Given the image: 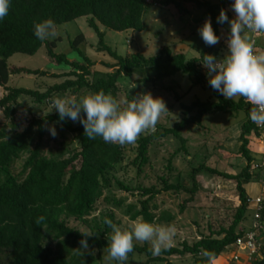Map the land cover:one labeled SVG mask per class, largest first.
<instances>
[{
	"label": "trees",
	"instance_id": "16d2710c",
	"mask_svg": "<svg viewBox=\"0 0 264 264\" xmlns=\"http://www.w3.org/2000/svg\"><path fill=\"white\" fill-rule=\"evenodd\" d=\"M174 3L179 11L188 12L187 3H193L205 8L204 17H211L214 33L218 36L220 24L217 17L220 10L226 8L234 0H222L213 3L210 0H163ZM152 2L150 0H10L8 15L0 20V86H5L7 93L0 99V109L6 116L14 117L21 96H27L35 103L48 104L60 94L71 92L80 93L84 89L90 93L104 91L111 94L117 101L119 79L122 75L131 76L134 72H143L147 67L157 70L156 76H144L143 82L161 79L177 72H184L196 76V83L205 80L206 73L200 69L203 54H214V46H205L200 49L199 57L187 59L184 52L173 53L168 46L162 47L156 55L145 56L142 52L122 55L105 42V31L100 24L114 30H143V15L148 12ZM87 16L89 25L99 36V51L107 52L114 61H101L107 70L92 69L96 60L87 56L79 47L84 40L80 32L70 41L74 50L84 59L71 60L64 52L55 50L56 40L41 41L33 31V21L40 22L52 19L57 25L72 21L78 17ZM46 45L47 53L52 61L70 65L66 73L56 74L45 69H31L27 67H10L8 58L16 52L35 54L42 45ZM28 73L35 75L65 76L60 82L48 86L35 88L8 85L11 74ZM216 99H197L190 104L183 103V114L172 125H159L154 133H146L137 138L135 156L132 159L126 154L127 144L106 143L101 137L94 140L84 136L81 123L74 124L70 119L60 121L57 111L41 116H34L21 130L19 123L11 122V126L0 127V264H98L97 258L89 251L81 248L83 239L80 229L69 225L67 219L74 217L85 222L93 235L88 238L90 248H106V235L112 229L104 223L108 218L119 226L115 219V212L110 210L102 214V218H91L92 212L99 198L105 195L108 201H113L120 208L123 199L113 194L114 185L131 190L133 187L124 183L117 173L129 167H134L137 176L145 171L150 162L149 148L160 138L173 135L181 145L172 154V157L187 147V139L182 131L191 124H201L202 117L209 112L223 111L231 115L244 113L240 139L241 154L247 164L235 174L227 173L217 168L200 163L192 168V177L196 184V176L203 170L237 180L240 203L236 207L234 219L228 227L212 230L209 234L201 233L200 237L189 243L184 240L178 246L172 245L162 250L159 256H153L147 243L141 245L133 241V251L128 259L135 254L146 255L144 264H176L172 255L190 254L193 264H208L201 255L202 251H210L217 259L222 253H227L237 237L246 229H238L250 209L251 196L247 193L245 184L261 180V169L256 170L254 161H258L254 152L249 149L254 136H258V126L249 118L253 105L244 97L238 100L225 99L224 96L213 91ZM51 123L61 125L66 131L74 133L78 146H71L72 141L61 142L59 149L48 154L47 129ZM71 142V143H70ZM70 143V144H69ZM169 167L171 168V160ZM23 158L20 169H15L18 160ZM128 160L127 163H124ZM162 188L156 186L138 187L143 196L138 209L135 204L127 205L125 214L135 220L143 216L145 222L153 223L174 217L169 211H161L159 215L152 212L158 205L153 203L154 198L163 190L179 192L181 190L193 193L194 189H187L179 181L172 182L170 177H161ZM152 202V205H151ZM153 206V207H152ZM264 213V209H263ZM43 216L45 219L38 226L36 219ZM262 218L261 221H263ZM49 241H53L52 245ZM127 259V260H128ZM117 264H127V261ZM255 264H262L263 258L254 260Z\"/></svg>",
	"mask_w": 264,
	"mask_h": 264
},
{
	"label": "rangeland",
	"instance_id": "374dc122",
	"mask_svg": "<svg viewBox=\"0 0 264 264\" xmlns=\"http://www.w3.org/2000/svg\"><path fill=\"white\" fill-rule=\"evenodd\" d=\"M152 2L150 9L142 17V22L145 25L143 30H114L100 24L102 31H105V42L116 49L120 54L126 55L134 52H142L145 56L156 55L159 50L168 46L173 53L184 52L187 59L200 56V49L206 44L198 33V28L203 25L204 17L202 13L205 8H200L193 3L188 5V12L179 11L174 3L162 2L163 0H150ZM218 2L219 0H210ZM229 10V9H228ZM226 11V10H225ZM228 17L230 14L226 12ZM201 15V16H200ZM232 18L233 15H230ZM229 17V19H231ZM59 36L56 40L55 50L64 52L71 60L84 59L79 55L77 50L72 48L70 41L82 32L84 40L79 44L80 49L90 58L96 60V65L92 69L107 70L101 61H114V58L107 52L99 51V36L97 32L89 25L87 16L78 17L72 21L62 22L57 25ZM229 25L227 23L220 24V42L217 44L219 49L213 55L223 57L227 51V45L224 43L228 35ZM248 32L250 41L252 42L254 33ZM255 49L264 51V33L255 36ZM10 67H27L31 69H45L52 73L61 74L70 70V65L67 63L57 64L52 61L47 53L46 45L35 54H26L16 52L8 58ZM200 69L206 73V69L201 64ZM157 70L147 67L143 72H134L131 76L122 75L118 81L119 92L117 102L122 99L131 101L133 96L138 93L150 92L154 98H161L166 105L167 110L162 112L156 128L159 125H172L183 114L182 104H190L194 100L201 99H216L214 89L208 83V77L205 76L203 82L196 83V76L189 75L184 72H177L174 75L166 76L161 79L148 80L143 82L144 76L155 77ZM35 75L28 73H13L10 76L8 85L22 86L35 88L39 86H48L55 82H60L65 79V76L56 77L53 75ZM7 93L5 86H0V99ZM90 91L83 90L76 94L67 92L60 94L58 97L63 99H79L80 97L89 94ZM240 96L234 97L238 100ZM17 105V111L14 114L13 120L6 116L3 109H0V127H10L11 122L19 123L18 129H23L34 116H41L49 112H55L52 107V102L47 105L35 103L27 96H21ZM244 113L231 115L229 113L218 111L209 112L202 117L201 124H191L186 127L182 134L187 139L185 150L179 151L172 157V154L181 145L178 138L173 135H168L158 140H155L150 148V162L145 166V171L141 176H137L134 167H129L126 171L121 169L117 176L127 185L133 187L131 190H126L114 185L112 188L113 194L118 199H123L122 206L118 208L113 201H108L104 198L109 195L107 191L105 195L97 201L95 210L91 214V218H102V214L110 210L115 212V219L119 223L122 230L131 231L129 227L133 219L125 214L127 205L135 204L138 209L141 208V200L147 196L141 194L138 187L156 186L162 188L161 177H170V181H179L187 189H194L193 193L181 190L174 192L172 190H163L153 200V203L158 205L153 208L152 212L157 215L161 211H169L174 217L172 220L165 219L158 222H153V225H175L177 234L173 238V245L178 246L184 240L192 243L198 239L201 233L209 234L212 230H219L221 227H228L236 212V207L240 203L239 191L237 188V180L225 176L214 174L208 170L199 172L195 178L192 177V168L202 162L210 167L220 169L227 173H238L246 166L247 160L240 152L241 146V124ZM72 121V120H71ZM73 122V121H72ZM77 124V122H73ZM49 126H54L57 135L53 137L47 129V139L49 145L47 153L59 149L61 142L64 139L72 141L71 146H78V141L74 138V133L66 131L61 125L51 123ZM48 126V127H49ZM149 132H143L144 135ZM139 136V137H140ZM69 143V144H70ZM249 149L254 152L258 161L261 160L264 153V144L255 136L252 138ZM136 143L127 144L126 154L129 159L135 156ZM172 157L171 168L169 167V159ZM23 162V158L18 160L15 169L18 171ZM126 160L124 163H127ZM261 180L251 181L245 184L247 193L255 199L259 195L264 186V166L261 169ZM254 204L251 203L250 209L247 211L245 218L239 224L238 229H248L254 221ZM152 205V202H151ZM153 207V206H152ZM143 217V216H139ZM69 225L80 229L81 231L90 232V227L85 222L71 217L67 219ZM133 241L143 245L145 243L151 246L148 241ZM54 245L53 241H49ZM93 250L91 254L97 258L98 264H117L109 255L106 248L98 247L90 248ZM225 253H222L215 264H222L225 260ZM264 257L262 250L258 258ZM147 256L135 254L134 257L127 260V264H144ZM176 264H193L190 254L172 255L169 257ZM158 264H167L160 262ZM239 264H255L254 261H249L244 258ZM264 264V263H262Z\"/></svg>",
	"mask_w": 264,
	"mask_h": 264
},
{
	"label": "clouds",
	"instance_id": "9594fccd",
	"mask_svg": "<svg viewBox=\"0 0 264 264\" xmlns=\"http://www.w3.org/2000/svg\"><path fill=\"white\" fill-rule=\"evenodd\" d=\"M10 0H0V20L9 12ZM231 10L235 16L229 19L224 9L217 17L218 24L229 25L226 38L227 51L223 57L213 54H203L200 62L206 69L209 85L221 93L225 99L232 100L240 96L246 98L251 107L250 120L258 126H264V51L254 48L250 41L248 30L252 33H264V0H234ZM34 35L41 41L56 39L59 36L58 26L52 19L33 21ZM198 33L207 46H215L220 42L213 30L211 17L205 19ZM52 107L59 115L60 121L70 119L83 125L84 136L90 140L101 137L104 142L119 144H134L143 132L154 133L156 124L166 105L161 98H154L150 92L138 93L131 101L122 99L119 103L111 94L104 91L89 93L79 99H63L56 97ZM168 111V110H167ZM50 134L57 135L54 126H49ZM45 218L36 219L39 226ZM104 223L112 231L106 235L109 255L112 259L125 262L128 254L133 251V239L151 243L149 251L153 256H159L162 250L173 245L177 234L175 225H153L145 222L143 217L131 221V231L105 218ZM81 248L90 253L88 238L93 234L80 232ZM201 255L208 264H215V254L202 251Z\"/></svg>",
	"mask_w": 264,
	"mask_h": 264
},
{
	"label": "built area",
	"instance_id": "2783aa9c",
	"mask_svg": "<svg viewBox=\"0 0 264 264\" xmlns=\"http://www.w3.org/2000/svg\"><path fill=\"white\" fill-rule=\"evenodd\" d=\"M231 4L228 6V9L233 12L231 10ZM256 35L257 33H254L252 39L254 45L256 43ZM258 130L259 134L255 137L264 144V126H258ZM263 166L264 153L260 161H254L256 170L261 169ZM253 201L255 202L254 221L251 227L244 230L243 234L239 235L236 241L229 246L230 250L225 253L228 255H225L226 257L222 264H239L244 258L249 261H254L257 259L259 253L264 250V220L261 221L264 218V186L258 197L255 199L251 197L250 205Z\"/></svg>",
	"mask_w": 264,
	"mask_h": 264
},
{
	"label": "crops",
	"instance_id": "0c3cea01",
	"mask_svg": "<svg viewBox=\"0 0 264 264\" xmlns=\"http://www.w3.org/2000/svg\"><path fill=\"white\" fill-rule=\"evenodd\" d=\"M220 1H222V0H219L218 2H220ZM213 3H214V2H213ZM216 3H217V2H216ZM188 4H190V3H188ZM186 6L188 7V5H186ZM188 8H189V7H188ZM226 12H228V14H230V15L235 16V14H234L233 12H231L230 10H228V7L226 8ZM202 15H204V12L202 13ZM230 15H229V17H231ZM200 16H201V15H200ZM206 17H208V16H206ZM231 18H232V17H231ZM204 21H205V19L203 20V22H204ZM227 30H229V28H228ZM219 33H220V32H219ZM224 43H225V41H224ZM214 47H215V50L218 51V49H219L218 45H215ZM259 195H260V194H259ZM259 195H257L256 197H258ZM256 197H255V198H256ZM263 263H264V262H263Z\"/></svg>",
	"mask_w": 264,
	"mask_h": 264
}]
</instances>
